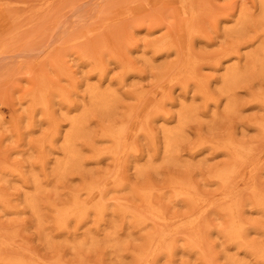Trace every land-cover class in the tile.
<instances>
[{"label":"rangeland","instance_id":"1","mask_svg":"<svg viewBox=\"0 0 264 264\" xmlns=\"http://www.w3.org/2000/svg\"><path fill=\"white\" fill-rule=\"evenodd\" d=\"M0 264H264V0H0Z\"/></svg>","mask_w":264,"mask_h":264},{"label":"bare ground","instance_id":"2","mask_svg":"<svg viewBox=\"0 0 264 264\" xmlns=\"http://www.w3.org/2000/svg\"><path fill=\"white\" fill-rule=\"evenodd\" d=\"M124 207V206H123ZM141 216V215H140ZM145 218V217H144Z\"/></svg>","mask_w":264,"mask_h":264}]
</instances>
